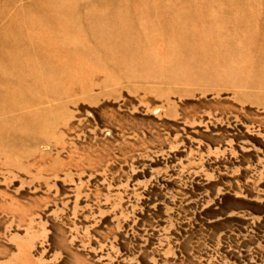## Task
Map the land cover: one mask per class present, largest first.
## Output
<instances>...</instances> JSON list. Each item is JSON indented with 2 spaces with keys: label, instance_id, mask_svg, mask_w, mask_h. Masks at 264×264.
Wrapping results in <instances>:
<instances>
[{
  "label": "rangeland",
  "instance_id": "1",
  "mask_svg": "<svg viewBox=\"0 0 264 264\" xmlns=\"http://www.w3.org/2000/svg\"><path fill=\"white\" fill-rule=\"evenodd\" d=\"M0 264H264V0H0Z\"/></svg>",
  "mask_w": 264,
  "mask_h": 264
}]
</instances>
